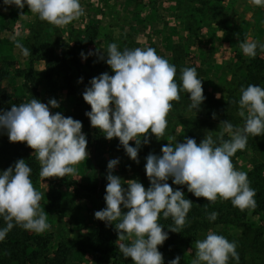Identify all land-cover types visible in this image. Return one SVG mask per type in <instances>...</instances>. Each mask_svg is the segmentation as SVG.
Masks as SVG:
<instances>
[{"label": "clouds", "instance_id": "9594fccd", "mask_svg": "<svg viewBox=\"0 0 264 264\" xmlns=\"http://www.w3.org/2000/svg\"><path fill=\"white\" fill-rule=\"evenodd\" d=\"M249 3L259 6L262 0ZM12 6L21 10V16L27 6L40 21L56 27L68 25L83 13L80 0H3L5 11ZM17 47L23 55L29 54L28 49L19 44ZM239 47L248 57H255L258 48L264 52V44L249 39L240 42ZM92 55L104 61L114 75L105 72L90 80L82 94L91 107L85 115L107 140L118 138L126 155L137 164L142 142L148 143L150 135L157 140L163 137L172 102L178 101L181 93L188 94L190 110L198 111L205 100L196 68L181 69L177 83L176 66L157 55L152 47L121 50L116 43H110L106 52L81 53L85 60ZM238 106L242 126L222 120L215 139L214 132L207 131L199 144L185 137L182 143L163 145L162 155L149 154L145 164L150 181L147 189L138 180H123L114 175L119 160H109L106 207L94 216L106 226H115L116 245L124 258H130L133 264H165L159 247L169 236L158 221L170 218L168 230L180 233L193 206L180 188L173 190L168 183L170 178L173 184L186 187L189 193L208 203L218 199L230 201L240 211L256 207V191L250 186L248 174L237 170L232 158L246 147L250 136L264 135V87H242ZM59 107L56 99L45 104L32 98L0 112V134L6 133L11 143H25L33 150L31 155L40 165L39 177L43 182L75 175L77 166L89 156L82 122L50 111ZM213 118L216 119L215 114ZM130 141L136 146H131ZM31 173L24 159L0 171V241L14 227L37 234L49 228L48 214L40 207L42 195L34 188ZM217 216L213 211L207 219L215 221ZM230 260L239 264L235 241L211 229L203 239L195 241L191 264H229ZM168 264H181V257L176 256Z\"/></svg>", "mask_w": 264, "mask_h": 264}, {"label": "rangeland", "instance_id": "374dc122", "mask_svg": "<svg viewBox=\"0 0 264 264\" xmlns=\"http://www.w3.org/2000/svg\"><path fill=\"white\" fill-rule=\"evenodd\" d=\"M80 3L82 15L66 26L56 27L36 17V20L26 27L27 21L18 20L15 24L18 31L14 28L13 32L14 41L16 38L21 41L22 36L24 41L28 39L25 47L29 51H34V47L41 48L40 45L46 43L52 49L54 58L64 49H74L89 82L102 73H114L97 55L82 59V52H106L110 43H116L121 50L152 47L157 55L176 66V79H179L181 69L195 67L198 77L202 80L203 93L217 100V93L220 94L219 100H223L227 98L230 90L236 87L242 76V61L249 58L242 53L239 43L249 39L256 41L258 45L264 44V0L259 6L250 4L249 0H80ZM35 16L32 15L30 19L33 21ZM257 51L259 52V48ZM38 55L39 53L32 52L31 58ZM260 57L264 60V52L260 51ZM15 58L17 60L14 62L18 67L26 66V61L23 64L25 58L27 65L30 64L29 55ZM34 65L39 72L37 83L40 101L47 104L49 100L56 99L60 107L50 108L51 112L59 111L65 117L82 122L89 156L77 166L75 175L49 178L44 182L38 177L32 182L34 188L42 195L40 207L48 214L49 228L39 234L28 232L49 239V254L57 249L59 243H65L72 249L70 262L73 264H109L111 260L106 254L103 259H97L90 249L80 250L81 243L95 232L97 219L94 213L99 211V207L75 187L76 183L94 188L97 172V167L91 160L88 127L78 107V97L68 93L59 69H55L53 76L47 79L44 73L45 63L34 61ZM13 73L11 69V74ZM5 86L13 92L14 87L8 82H5ZM172 103L163 137L157 140L154 135H150L148 143L142 142L138 153L139 164L126 155L118 138L107 140L98 130L102 141L100 170L105 177L109 160L118 159L119 164L113 174L123 180H138L147 189L150 187V181L145 172V164L149 154L162 155L163 145L175 141L182 143L185 137L193 138L199 144L207 131L214 132L215 139V132L219 130L217 120H204L200 112L189 109L190 103L184 102L181 95L178 101ZM238 112L237 104L233 110V124L242 126L243 118ZM194 118L200 119L202 128L198 129L195 137H189V125L195 124ZM254 138L256 139L251 152L237 154V158L232 159L234 167L247 174L256 167H262L261 171H264V136ZM130 145L136 146L134 141H130ZM243 150L245 152L246 147ZM4 166L8 168L9 162L4 155H0V171ZM168 183L173 190L180 188L185 197L192 199L193 203L208 204L209 209L203 216L187 219L186 225L172 240L176 249H173V252L181 257L184 264H191L195 241L203 239L210 229L225 236L229 241L236 242L239 264H262L258 254H250L247 247L253 245V238L259 234L258 231L264 229V214H254L252 210L240 211L233 207L230 201L218 199L214 203H208L206 199L189 193L186 187L173 184L171 178ZM213 211L218 213L217 219L209 221L207 215ZM261 226L262 228H259ZM112 227L115 230V226ZM116 238L118 240V235ZM166 243L169 244V240ZM168 249L169 247L164 250ZM190 249L193 251L189 252ZM43 257L44 254L40 262ZM113 261L116 264H133L130 258H124L122 254L116 255Z\"/></svg>", "mask_w": 264, "mask_h": 264}, {"label": "trees", "instance_id": "16d2710c", "mask_svg": "<svg viewBox=\"0 0 264 264\" xmlns=\"http://www.w3.org/2000/svg\"><path fill=\"white\" fill-rule=\"evenodd\" d=\"M27 40L28 39H25L24 43L20 44L23 48H26L25 44ZM40 47L41 48L34 47V51L28 50L30 64L27 66L18 67L14 61L7 60L0 63V112L10 110L13 104L18 105L22 102H28L32 98L40 100L37 83L39 72L34 67V61H43L45 63L46 67L44 73L47 79L53 76L55 69H59V73L63 76L65 88L68 93L78 97V107L82 111L85 123L88 127L91 160L97 167L95 175L96 185L94 188L90 189L76 183L75 187H77L78 192L87 196L89 200H93V202L98 205L99 210H102L106 207L104 196L106 194L105 190L108 182L102 170H100L102 141L98 135L99 131L91 126L89 118L85 115L86 112L91 110L90 105L84 101L82 95L85 89L89 87V80L82 71V65L74 49H64L54 58L52 49L48 44L42 43ZM32 52L39 53V55L36 58H31ZM242 62V76L236 87L227 94V98L217 100L203 93L205 100L198 112L204 117V120H217L219 125L222 120H229L233 123V110L237 107L240 98V89L242 87H247L249 84H256L264 87V60L260 57V50L259 52L257 51L255 57H249L247 61ZM11 69L14 71L13 74H11ZM81 78H83V82H80ZM176 80L177 83H179V79ZM18 81L19 83H17ZM5 82H8L11 87H14L12 89L13 92L8 90L5 86ZM180 95L183 96L184 102L187 104L190 103V98L187 93H181ZM213 114L216 115V119L213 118ZM199 120L200 119L194 118L195 124L189 125V137H195V135L198 134V129L202 128V123H200ZM255 139L254 137L248 138L246 151H238L233 158L236 159L237 154L241 155L251 152L252 147H254ZM32 151L33 150L25 143H11L6 133L0 134V155H4L8 160V168L13 166L18 159H24L32 169L31 180L33 182L39 177L40 165L38 161L32 157ZM8 168L4 166L2 171ZM261 168L262 167H256L248 173L250 186L256 191L254 197L256 200V207L250 209L254 214H264V171H261ZM189 200L192 201V199ZM207 210L209 209L205 207L204 204L193 203L187 219H193L194 216H203ZM246 210L248 211V209ZM158 222L164 226V231L168 232L169 236L167 239L169 240V244L166 243V240L164 246L159 247L161 253L165 257L166 264H168L169 261L176 257L173 252V249L176 251L174 248L175 243H173L174 241L172 242V240L175 234L178 235L179 233L170 232L168 230V226L172 223L170 218H161ZM0 223H2V221H0ZM262 225L264 226V217ZM112 226H106L103 221L97 220L94 234L81 243L80 250L90 249L97 259H103L106 254L111 260L109 264H116V262L113 261L114 257L120 253L116 245L117 233ZM259 228H262V226ZM258 233L259 234L251 241V244L254 245H252L253 248H251L252 246L247 248L250 254H258L261 263L264 264V229L258 231ZM49 243V239L42 235H35L19 227H14L8 233L5 240L0 241V264H73L70 262L72 249H70L69 246L65 243H59L57 249L49 254ZM167 247H169V249L165 251L164 249H167ZM43 254V260L40 262ZM181 264L184 263L181 261ZM229 264H235V261L230 260Z\"/></svg>", "mask_w": 264, "mask_h": 264}, {"label": "crops", "instance_id": "0c3cea01", "mask_svg": "<svg viewBox=\"0 0 264 264\" xmlns=\"http://www.w3.org/2000/svg\"><path fill=\"white\" fill-rule=\"evenodd\" d=\"M2 5L3 0H0V63L5 60L16 61L17 58H15V56H25L23 55L20 47H17L18 44L20 45L24 41L23 36L21 37V41H17V38L14 41L13 32L15 30L18 31L15 24L18 20L27 21L25 24L27 27L28 24L33 23L37 17L30 13L27 6H25L22 10L23 15L21 16V10L17 9L15 6L9 7L7 11H5ZM32 15L35 16L33 21L30 19ZM20 61L21 60H19V62ZM25 61L27 66V58L24 59L23 64Z\"/></svg>", "mask_w": 264, "mask_h": 264}]
</instances>
